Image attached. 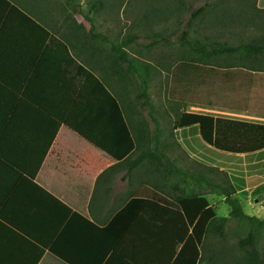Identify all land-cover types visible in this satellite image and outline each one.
I'll return each instance as SVG.
<instances>
[{
	"label": "trees",
	"instance_id": "1",
	"mask_svg": "<svg viewBox=\"0 0 264 264\" xmlns=\"http://www.w3.org/2000/svg\"><path fill=\"white\" fill-rule=\"evenodd\" d=\"M259 7L264 8V0H260ZM206 12V5L199 7L187 22V29L178 35L174 30L163 37L168 44H173L171 38L176 36L180 46L189 52L188 56L171 66L168 100L176 105L264 116V32L261 38L257 36L248 42L242 39L229 42L192 36L189 28ZM87 19L91 22L89 33L84 35L83 40L77 38L82 53H87L85 48L90 49L89 39L90 45L92 41L106 40L102 34L95 32L92 18ZM5 36H8L6 40L15 52H19L18 45L25 42L26 47L37 49L33 63L35 69H28L29 74L33 70L35 80L41 75L39 71L45 63V67L42 66L43 102L46 108L49 103L53 107L43 112L48 127L51 119L52 126L48 128L49 136L36 165L29 170L21 163L6 161L11 168L16 169V174L11 176L8 172L0 175V183H9L7 187H0V206L22 176L28 173L30 179L36 178L62 125L69 121L120 159L108 172L126 169L130 175L134 169L143 167L147 182L156 185L146 187L144 193L133 197L116 214L114 223H122L124 227L131 225L105 264H147V247L141 241V233H157L158 229L152 225H159L165 233V245H169L166 264H216L219 254L213 241L219 239L220 243L225 242L230 217L237 219L247 229L246 236L237 244L244 254L243 264H264V247H260L264 219L246 213L238 196L246 187L244 176L225 171L216 174L206 169L199 174L181 168L167 154V145L160 140L162 131L156 128L153 135L150 125L142 117L137 126H132L134 112L131 105L125 109L104 78L81 62L68 42L15 2L1 27L0 41ZM135 40V36H130L124 41L113 43V53L107 58H111V62L105 66V62L101 64L102 60H99L95 64L108 80L122 75L118 70L121 62L127 65V75L136 74L140 80L138 99L143 106L152 108L148 92V64L132 59L125 49ZM93 53L89 56L92 57ZM10 114L13 115L4 119L8 120L7 124L15 121V113H8L7 116ZM5 128L8 130L9 126ZM175 129L197 132L211 149L220 153L245 155L249 175L264 173L259 154L264 151V124L199 112H182L177 115ZM4 139L1 135L0 140ZM0 159H3L1 152ZM171 177L175 178V183L163 187ZM202 190L225 197L230 207L229 217L218 214ZM50 253L51 257L57 258L58 263L70 264L53 252ZM220 253L223 254L222 251Z\"/></svg>",
	"mask_w": 264,
	"mask_h": 264
},
{
	"label": "crops",
	"instance_id": "2",
	"mask_svg": "<svg viewBox=\"0 0 264 264\" xmlns=\"http://www.w3.org/2000/svg\"><path fill=\"white\" fill-rule=\"evenodd\" d=\"M32 1L37 0H0V30L14 2L42 22L38 16L43 14L44 7ZM259 3L260 0H256V7L250 8L256 12L258 20L252 19L249 25L254 26L257 33H237L236 37L245 42L263 36L264 8H260ZM7 37L0 41V122H3L0 137H5L0 140L3 158L0 159V175L9 172L13 176L16 169L6 161L21 163L31 170L41 159L48 128L52 126L51 119L48 127L43 112L52 110L53 106L49 103L46 108L43 102L42 66L45 67V63L35 80L33 70L29 74L28 69H35L37 49L26 47L25 42L18 45L20 51L15 52ZM49 64L52 65L51 61ZM218 111L243 117L232 119L264 124V116ZM8 113H15L11 124L4 120L13 115L7 116ZM259 154L261 169H264V151ZM236 156L242 158L240 170L246 174H242L246 179L242 192L252 195L262 187L251 183L248 177L264 176V173L247 174L245 155ZM119 161L74 124L64 122L36 178L30 179L28 173L22 176L0 206V264H60L50 252L70 264H105L131 225L124 227L122 223H114L116 214L133 197L144 193L146 187L156 186L147 182L143 167L134 169L130 175L126 169L108 172ZM8 184L0 183V187ZM166 184L163 187H170ZM152 226L158 229L157 233H141V241L147 247L145 260L147 264H166L169 245H165V233L159 225Z\"/></svg>",
	"mask_w": 264,
	"mask_h": 264
},
{
	"label": "rangeland",
	"instance_id": "3",
	"mask_svg": "<svg viewBox=\"0 0 264 264\" xmlns=\"http://www.w3.org/2000/svg\"><path fill=\"white\" fill-rule=\"evenodd\" d=\"M32 2H40L43 5L44 15L38 17H41L55 34L70 44L75 56L81 62L104 78L125 109L131 105L132 113H135V115L133 113L132 126H137L138 120L142 117L150 125L153 135L156 128L162 131L160 140L162 144L167 145V154L176 160L181 168L199 174L206 170L216 174H221L222 171L245 174L240 170L242 158L239 156L211 149L193 130L175 129L177 115L182 112H199L229 118L243 117L218 110L172 104L167 95L170 69L178 60L188 56L189 52L180 46L176 36L171 38L173 44H168L163 37L174 30L177 31L176 35L182 33L187 29L186 24L192 13L206 5L207 12L189 28L190 34L200 39L208 37L237 42L239 40L236 37L237 33L244 35L257 33L255 27L249 25L252 19L258 20L256 12L250 9L256 7V0H37ZM247 5L251 7L247 8ZM87 17L92 18L96 26L95 32L102 34L106 40L92 41L90 45L91 39H89L90 49L85 48L87 53H82L77 38L83 40L84 35L89 33L91 22ZM130 36L136 37V40L125 48L130 57L148 64L147 69L150 71L148 92L153 103L152 108L143 106L142 101L138 99L140 80L136 74L127 75V65L121 62L118 70L122 75L108 80L102 75L100 67L95 64V61L99 60H102L101 64L105 62V66L109 64L111 58H107L113 53L112 44L124 41ZM156 41L158 43H155ZM91 52H94L92 57L89 56ZM248 178L251 183L260 184L258 187L262 188L252 195L240 191L238 196L246 213L264 219V176L254 175ZM173 183L175 178L171 177L169 185ZM192 188L200 191L197 187ZM201 192L206 194V198L216 207L218 214L229 217L230 207L225 197L205 190ZM227 230L229 233L225 242L220 243L219 239L213 241L217 249L216 253L219 254L216 264H243L244 254L237 244L246 236L247 229L240 225L237 219L230 217ZM260 247L262 249L264 247V233L261 235Z\"/></svg>",
	"mask_w": 264,
	"mask_h": 264
}]
</instances>
